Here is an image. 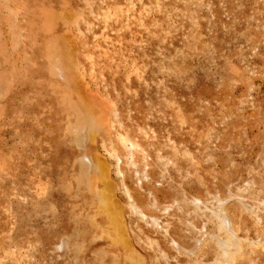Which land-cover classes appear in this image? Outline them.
Returning <instances> with one entry per match:
<instances>
[{
	"label": "rangeland",
	"instance_id": "374dc122",
	"mask_svg": "<svg viewBox=\"0 0 264 264\" xmlns=\"http://www.w3.org/2000/svg\"><path fill=\"white\" fill-rule=\"evenodd\" d=\"M0 264H264V0H0Z\"/></svg>",
	"mask_w": 264,
	"mask_h": 264
},
{
	"label": "bare ground",
	"instance_id": "6f19581e",
	"mask_svg": "<svg viewBox=\"0 0 264 264\" xmlns=\"http://www.w3.org/2000/svg\"><path fill=\"white\" fill-rule=\"evenodd\" d=\"M33 2V1H32ZM102 16V15H101ZM34 72V71H33ZM86 114V113H85ZM95 132V131H94ZM74 139V138H73ZM105 182V181H104ZM107 183V182H106ZM90 186V185H89ZM88 186V187H89ZM88 189V188H87ZM101 194V193H100ZM104 194V193H103ZM105 195H103V197H104ZM110 197V196H109ZM103 200V199H102ZM92 201V200H91ZM101 203H103V202H101ZM101 203H100V205H101ZM104 204H105V202H104ZM89 205V204H88ZM104 206V205H103ZM106 207V212L104 211V213L108 216V218H109V220H111V223H113L114 222V215H115V212L114 211H112V209H110L108 206H105ZM102 208V207H101ZM100 208V209H101ZM103 210V209H102ZM103 212V211H102ZM98 226V225H97ZM116 230V229H115ZM114 232V231H113ZM77 234V233H76ZM84 246V245H83ZM79 248V247H78ZM117 249H118V247H117ZM133 250V249H132ZM109 255V254H108ZM136 261V260H135Z\"/></svg>",
	"mask_w": 264,
	"mask_h": 264
}]
</instances>
